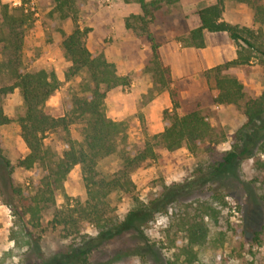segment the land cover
<instances>
[{
	"label": "trees",
	"instance_id": "trees-1",
	"mask_svg": "<svg viewBox=\"0 0 264 264\" xmlns=\"http://www.w3.org/2000/svg\"><path fill=\"white\" fill-rule=\"evenodd\" d=\"M82 0H54V12L61 21L70 19L73 32L66 36L62 47L65 57L71 63L65 72L66 81L85 73L81 89L69 100L66 112L55 117L45 109L48 100L60 87L55 73L46 70L27 71L22 60L25 28L30 17L25 8L2 7L0 25V53L4 57V67L14 84L0 89L1 95H8L19 89L24 103V113L17 120L21 138L29 153L18 161V167L32 170L41 169V179L35 195H24L14 189L12 183L13 166L5 157L4 143L0 132V185L6 190L5 203L13 210L14 227L12 240L20 246H27L23 264H92L91 257L115 240L129 241L131 234H142V227L152 223L157 216L169 215L176 208L185 209L174 224L184 234L182 246L178 248V264H203V256L222 251L225 233L216 229L219 226L222 209L227 205L225 196L215 191L210 198L200 201L195 197L208 193L217 175L226 173L232 166L247 159H257L259 168L264 169V91L255 98L245 101L246 93L242 82L226 72L232 68L258 62L264 66V2L263 0H215V3L202 8L197 15L200 26L191 30L179 42L185 48L205 49L206 34L226 33L237 47L234 60L218 65L204 72V78L212 89L213 102L219 106H235L242 110L246 123L234 134L231 148L216 162L205 161L198 165L194 175L180 183L165 185L148 202L134 196L132 173L155 162L157 152L151 143L142 150L133 151L128 143L124 121L112 120L107 115L106 99L108 92L129 87L130 79L121 76L114 63L105 54H94L87 47V37L91 28L79 26V4ZM140 4L142 15H133L125 21V27L134 33L147 34L152 43V60L145 72L153 76V87L157 92L170 93L174 104L172 111L164 112V131L160 141L168 152L182 148L192 155H198L208 146L217 142L214 127L208 116L200 111L184 115L178 113L179 103L172 91L171 68L164 65L157 44L150 34L149 25L155 11L163 6H172L180 0H135ZM234 1L250 7L254 16V28L232 25L224 20L226 3ZM140 26H136L137 23ZM3 44V45H1ZM11 120L0 106V129ZM76 130L78 139H69L68 147L57 161L49 158L44 148V140L50 133ZM116 162L114 170L105 169V164ZM81 168V176L86 189L84 203H69L66 194V181L71 172ZM62 194L67 199L64 207L57 208L50 222L54 231L68 244L57 254L47 256L41 251V237L35 231L42 226L44 209L56 205V197ZM114 194L129 195L132 206L124 219L111 211L109 199ZM197 204L191 215L188 210ZM96 227V235L84 233V225ZM15 228V229H14ZM145 240V236L143 237ZM264 239V226L255 233V241ZM176 242V241H175ZM175 242L173 244H175ZM36 259V262L32 261ZM213 263V262H212ZM0 264H6L0 257Z\"/></svg>",
	"mask_w": 264,
	"mask_h": 264
},
{
	"label": "rangeland",
	"instance_id": "rangeland-1",
	"mask_svg": "<svg viewBox=\"0 0 264 264\" xmlns=\"http://www.w3.org/2000/svg\"><path fill=\"white\" fill-rule=\"evenodd\" d=\"M17 2L20 4H15ZM30 2L31 0H0V25L4 5H9L11 9L25 8L24 12L29 15L30 21L25 28L22 60L27 71L43 69L57 75L60 87L48 100L45 109L51 115L61 117L66 112L68 100L79 92L86 78L83 73L66 81L64 75L71 63L65 57L62 44L68 36L67 31L73 32L74 24L70 19L59 20L58 14L54 12V0H36L35 10L31 9ZM213 3L215 0H180L175 5L163 6L155 11L152 19L149 18L152 21L149 25L150 34L159 46L165 47L164 60L173 63L165 61L164 65L170 68L173 65L175 68L172 91L177 95L178 113L184 115L200 111L208 116L214 127L217 142L198 155L190 154L186 148L176 152L164 149L160 141V135L165 127L164 112L174 109L170 93L157 92L153 87V76L145 72V68L139 72L128 71L135 67L133 64L136 63L135 60H131L129 56L136 54L135 48L126 45L123 49L121 47L116 49L113 46L114 40L111 39L110 31L115 26L125 24L129 17L142 15L140 4L135 0H82L79 4V26L83 29L92 27V31L96 30L95 38L89 40L90 34L88 35L87 47L90 45L94 54H105L107 60L116 65L118 73L128 77L131 82L129 87H119L108 92L106 99L108 117L125 122L128 143L133 151L142 150L147 143H151L158 155L155 162L132 173L134 196L141 201L148 202L165 185L180 183L190 178L199 164L207 160L212 163L220 161L231 148L234 134L246 123L241 109L235 106H219L213 102L212 89L204 78V72L209 69V65L199 66L202 59H216V51L222 55L219 57V65L237 56V47L228 34H207L208 46L203 51L186 52L183 46L179 48V54L169 50L173 45L181 44L179 40L189 33L191 27L200 24L198 11ZM224 20L232 25L255 29L252 9L234 1L226 3ZM136 26H140V23ZM141 33L142 31L137 34L128 30L126 34L130 36L123 39L132 41V47L139 41L141 49L144 46L151 48L152 43L148 35ZM96 40L100 41L104 48H101ZM151 60L152 53L146 66ZM3 61L4 57L0 53V89L14 84L7 70L1 66ZM215 64L217 62L213 61L212 66ZM226 74L242 82L246 93L245 101L259 97L264 91V66L258 62L232 68ZM0 106L11 120L10 124L1 127L0 132L5 157L14 169L11 176L13 187L22 190L24 195L33 196L41 179V169L35 167L26 170L17 166L18 161L29 153L21 138V129L17 122L24 113V103L19 89L6 96L0 94ZM78 138L76 130L69 134L59 130L46 136L44 148L49 158L57 161L67 149L68 140ZM259 159L263 160L264 157ZM105 165L107 170L116 168L115 161ZM212 182L208 193L197 195L195 198L205 201L215 191L224 194L227 205L222 209L216 231L225 233V237L222 251L215 255L211 252L206 253L203 256V264H264V239L261 243L255 241V233L264 226V169L259 168L257 159H247L235 164L226 173L215 176ZM65 187L71 205L77 202L84 203L86 189L80 166L71 172ZM7 192L13 194L10 187L6 190L0 185V257L5 258L6 264H23V255L28 248L20 247L12 240L11 230L15 217L12 208L5 203L3 194ZM109 203L112 213L124 219L131 209L132 199L129 195L114 194L110 197ZM66 204L67 199L59 194L56 197V205L44 209L42 226L35 231L37 237L42 238L41 251L47 256L64 251L69 244L63 242L59 232L54 231L50 225L55 210ZM196 208L197 204H194L188 212L192 215ZM184 215L185 209L180 207L171 210L169 215L157 216L152 223L145 225V228L142 227V234H131L129 241L121 239L112 241L102 250L95 252L91 257L92 264L175 262L184 234L174 223ZM83 228L84 233L96 235L94 225L87 223ZM142 236H145V240ZM34 262L36 259L32 261ZM183 262L184 258H181L178 264Z\"/></svg>",
	"mask_w": 264,
	"mask_h": 264
},
{
	"label": "crops",
	"instance_id": "crops-1",
	"mask_svg": "<svg viewBox=\"0 0 264 264\" xmlns=\"http://www.w3.org/2000/svg\"><path fill=\"white\" fill-rule=\"evenodd\" d=\"M214 4V3H213ZM199 23H200V21H199ZM110 25V24H109ZM108 25V26H109ZM200 26V24H197V26H195V27H191V29H190V31L191 30H193V29H195V28H197V27H199ZM92 28V27H91ZM128 30H127V28L125 27V24H121V25H119V26H115V27H113V29L110 31L111 32V39H113L114 40V48H120L121 47V49H123V48H125V46L127 45V46H129V48H135V50H136V54L134 55V56H131V55H129L130 56V59L131 60H135V62L136 63H133L134 65H135V67H133V71L132 70H128L129 72H139V71H142L145 67H146V63L149 61V59H150V57H151V53H152V50H151V48L149 47V46H144V48L143 49H141L140 48V43H139V41H137L136 43H135V47H132L133 46V42L132 41H127V40H125V39H123L124 37H128V36H130V34H126V32H127ZM189 31V32H190ZM70 31H67V34L68 35H70ZM99 33V32H98ZM94 34H96V30H93L91 33H90V35H89V37H90V39L89 40H91V38L92 37H94L95 35ZM100 34V33H99ZM101 34H104V33H101ZM207 34H209V33H207ZM207 34H206V46H208V43H207ZM95 38V37H94ZM110 38V37H109ZM97 39L99 40L100 38H99V36H97ZM98 40H96V43L97 44H99V46H101V48H104L101 44L102 43H100V41L98 42ZM101 42H102V39H101ZM182 47V45L181 44H176V45H173L169 50H173V51H175L176 52V54H179L180 53V51H179V48H181ZM88 49L92 52V53H94L93 51H92V48L90 47V45H88ZM141 49V50H140ZM206 49V48H205ZM205 49H194V48H184V50H186V52H195V51H197V50H199V51H203V50H205ZM131 51V50H130ZM129 51V52H130ZM165 51H166V49H165V47L164 46H160V48H159V52H160V55H161V58H162V61H163V63L166 61V60H164V53H165ZM137 55V57H135ZM219 57L221 58L222 57V55H221V53H219L218 51H216V59H202V60H200V64H199V62H198V64H199V66H204V65H209V69H211V68H214V67H216V65L218 66L219 65V61H220V59H219ZM236 58V57H235ZM235 58H231V59H229V61L228 62H230V61H232V60H234ZM213 61H215V62H217V64H215V65H213L212 66V63H213ZM167 62V61H166ZM167 63H171V64H173L172 62H167ZM130 64V63H129ZM131 65V64H130ZM171 73L173 72V75H172V77L173 76H175V68H174V66L172 65V67H171ZM208 70V69H207ZM126 72V74H128L129 72ZM113 120H115L116 121V119L115 118H113ZM78 167V166H77Z\"/></svg>",
	"mask_w": 264,
	"mask_h": 264
},
{
	"label": "built area",
	"instance_id": "built-area-1",
	"mask_svg": "<svg viewBox=\"0 0 264 264\" xmlns=\"http://www.w3.org/2000/svg\"><path fill=\"white\" fill-rule=\"evenodd\" d=\"M15 4H20V2H17V3H15ZM30 6H31V9L32 10H35V6H36V0H31V2H30Z\"/></svg>",
	"mask_w": 264,
	"mask_h": 264
}]
</instances>
